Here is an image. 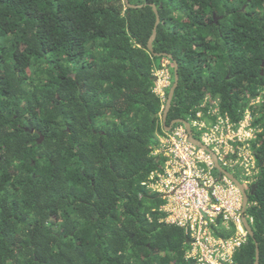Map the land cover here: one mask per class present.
<instances>
[{"label": "trees", "instance_id": "1", "mask_svg": "<svg viewBox=\"0 0 264 264\" xmlns=\"http://www.w3.org/2000/svg\"><path fill=\"white\" fill-rule=\"evenodd\" d=\"M129 2L142 7L0 0V264H197L142 184L165 133L167 99L154 92L164 55L179 73L167 126L208 95L233 120L253 111L254 239L234 259L255 264L258 243L264 264V100L251 105L264 91V0Z\"/></svg>", "mask_w": 264, "mask_h": 264}, {"label": "built area", "instance_id": "2", "mask_svg": "<svg viewBox=\"0 0 264 264\" xmlns=\"http://www.w3.org/2000/svg\"><path fill=\"white\" fill-rule=\"evenodd\" d=\"M171 61L166 58L155 72L154 92L162 101L172 86ZM264 91L251 101L262 103ZM187 121L192 136L208 147L219 165L236 177L247 193L258 180L260 170L256 146L261 129L254 125L251 108L239 120L222 112L220 100L205 96ZM153 154L160 158L159 168L142 184L162 201L161 222L182 228L187 235L186 258L197 264H237L234 256L248 242L243 218V193L225 174L216 169L213 156L190 141L183 123L158 135ZM249 206V204H248ZM247 206V208H248Z\"/></svg>", "mask_w": 264, "mask_h": 264}, {"label": "water", "instance_id": "3", "mask_svg": "<svg viewBox=\"0 0 264 264\" xmlns=\"http://www.w3.org/2000/svg\"><path fill=\"white\" fill-rule=\"evenodd\" d=\"M126 4L131 7V8H140L142 7V5H132L130 4L129 0H125ZM154 13L156 14V23H155V26H154V29H153V33L148 41V49L150 52L154 53V50H153V42L155 41L156 37H157V27L160 23V16H159V13H158V9L155 5H151ZM214 18H215V22L218 23L219 19L217 18L216 15H214ZM154 55H157L154 53ZM164 57L168 58L172 63H173V66H174V70H173V73H174V83L172 85V87L170 88V91H169V94H168V97H167V101H166V105L164 107V110H163V125H164V128H165V131L169 132L171 131L172 127L177 124V123H183L186 128L188 129V132L190 134V141L198 146V147H201V148H204L206 151L210 152L213 156V159H214V162H215V166H216V169L227 175L242 191L243 193V198H244V203H243V213H245L246 209H247V206H248V202H249V194L247 193V191L245 190L244 186L242 185V183L236 178L234 177L232 174H230L228 171H226L225 169H223L219 163H218V160H217V157L215 156V154L208 148L206 147L205 145H203L200 141H198L197 139H195L193 136H192V129H191V126L190 124L183 120V119H179V120H176V121H173L172 123H170L168 126H167V116H168V112L171 108V105H172V101H173V97H174V93H175V90L176 88L178 87V84H179V73H178V63L174 60L173 56L172 55H164ZM257 190V185H254L252 188H251V191H250V195H254L255 192ZM243 221H244V225L247 229V231L249 232V236L254 239V231L251 227V225L248 223L246 217L244 216L243 218ZM255 264H260V250H259V245L258 243H256V260H255Z\"/></svg>", "mask_w": 264, "mask_h": 264}, {"label": "flooded vegetation", "instance_id": "4", "mask_svg": "<svg viewBox=\"0 0 264 264\" xmlns=\"http://www.w3.org/2000/svg\"><path fill=\"white\" fill-rule=\"evenodd\" d=\"M262 66L264 67V63L262 64ZM262 74H264V72L262 71Z\"/></svg>", "mask_w": 264, "mask_h": 264}]
</instances>
